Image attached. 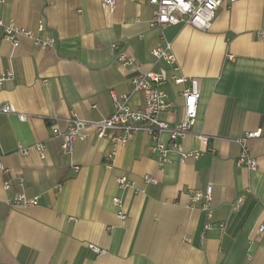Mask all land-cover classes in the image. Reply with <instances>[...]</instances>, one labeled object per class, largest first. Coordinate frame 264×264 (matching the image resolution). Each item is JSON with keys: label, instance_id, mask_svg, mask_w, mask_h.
<instances>
[{"label": "crops", "instance_id": "obj_1", "mask_svg": "<svg viewBox=\"0 0 264 264\" xmlns=\"http://www.w3.org/2000/svg\"><path fill=\"white\" fill-rule=\"evenodd\" d=\"M153 11L150 0H116L113 7L103 0H0L5 22L36 32L43 21L45 35L57 42L44 49L20 37L14 48L0 31V76L14 73L0 85V108L17 111L0 113V155L8 169L0 172V264H264V134L249 142L258 168L235 166L237 139L264 130V0L224 1L208 32L185 24L150 27ZM115 44L142 72L197 80V120L180 144L201 151L199 158L182 161L171 152L159 166L150 148L168 145L166 133L158 140L137 133L114 161L110 140L92 131L71 153L61 148L69 118L112 115V92L128 95L133 110L142 106L131 82L138 71L116 61ZM168 44L177 72L165 61L156 65L151 54ZM166 89L174 106L159 118L173 124L184 86ZM38 143L46 145L45 157L33 148ZM121 177L131 187L122 188ZM209 187L210 218L204 200L192 201ZM20 192L37 204L8 206Z\"/></svg>", "mask_w": 264, "mask_h": 264}, {"label": "built area", "instance_id": "obj_2", "mask_svg": "<svg viewBox=\"0 0 264 264\" xmlns=\"http://www.w3.org/2000/svg\"><path fill=\"white\" fill-rule=\"evenodd\" d=\"M116 0H103V2L113 7ZM224 1L231 3L241 0H150V4L154 7L153 19L150 22V27H165L168 25L185 24L191 25L194 28L208 32L212 28L214 19L218 8ZM0 31L1 37L4 41L9 42L14 48L20 44V37L28 38L33 41L34 45L48 49L54 47L56 39L52 36L45 35V26L43 21L38 22L37 31L33 32L23 28L13 21L5 22L0 18ZM116 50V61L123 66V68H135L138 72L132 77L131 82L133 85V92L142 95L143 104L139 109L133 110L128 106L129 96L124 94L121 96L111 93L112 101L114 104V112L111 116L101 121H85L76 117H71L67 120L68 129L60 136L63 137V143L61 148L65 153H71L74 149V144L77 140H87V131H92L99 139H109L112 145V149L108 155L109 160L114 161L118 150L120 148L127 147L130 141L137 133H148L156 140L159 136L166 133L169 136V144L165 145L161 142H157L156 146L150 148L151 152L157 156L159 166H163L170 161L169 153L178 152L182 161L192 157L194 159L199 158L202 154L201 151H184L181 148L180 141L193 133V127L196 123L198 116V103L200 99V91L198 82L195 79H186L184 77H168L165 72H142L140 71L139 61L128 55L124 49L120 48L117 44L113 46ZM171 45H167L165 48L158 47L154 49L151 54L155 60V64H159L161 61H165L173 65L174 72L179 70L176 65L175 56L170 53ZM232 58V56L230 57ZM14 77L12 71H6L0 76V85L6 81L11 80ZM175 85H182L184 89L181 90L180 96L183 103L181 105V116L177 122L171 124L166 121H162L159 116L163 112L168 114L171 112L174 102L170 100L169 93L166 88ZM2 114H17L16 109L12 105H5L0 108ZM18 117L22 121L28 119L27 115L18 114ZM264 134L263 129H257L255 131L247 132L242 137H239L236 142L241 147V153L235 161V166L247 167L252 171L258 168V161L251 155V149L249 142L253 139H258ZM202 142L207 145L208 138L199 136ZM35 150L39 152L42 157H45L47 153V147L44 143H38L33 146ZM27 148L19 147V152L24 155H29ZM210 152H214L211 148L207 149ZM112 167L111 164L108 165ZM0 172L7 173L8 169L1 162L0 155ZM147 183L156 182L151 177H145ZM19 189L23 190L24 183L19 181L17 183ZM119 185L122 188L131 187L132 183L128 181L126 177L119 179ZM4 188L8 190L10 183L5 182ZM116 205H120L121 201L118 198L113 199ZM204 200L203 210L206 212L207 217L212 216V210L210 208V202L212 200V188L209 187L205 193L195 192L192 195V201ZM242 199L239 201L241 202ZM8 206L12 208H19L27 205H36V200H29L23 192L17 193L11 198L6 200ZM122 219L125 218L124 214L120 215ZM259 232L264 233V220L259 227ZM89 248L97 253L103 254L104 251L93 245H89Z\"/></svg>", "mask_w": 264, "mask_h": 264}]
</instances>
